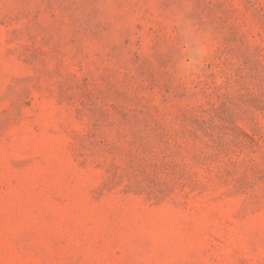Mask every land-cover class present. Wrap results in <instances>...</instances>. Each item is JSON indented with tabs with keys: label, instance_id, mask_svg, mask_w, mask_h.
I'll use <instances>...</instances> for the list:
<instances>
[{
	"label": "rangeland",
	"instance_id": "rangeland-1",
	"mask_svg": "<svg viewBox=\"0 0 264 264\" xmlns=\"http://www.w3.org/2000/svg\"><path fill=\"white\" fill-rule=\"evenodd\" d=\"M0 264H264V0H0Z\"/></svg>",
	"mask_w": 264,
	"mask_h": 264
}]
</instances>
